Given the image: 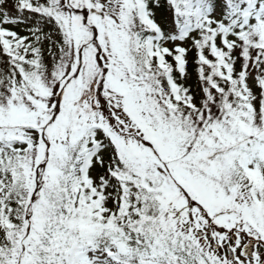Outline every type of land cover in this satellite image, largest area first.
<instances>
[{
	"label": "snow or ice",
	"instance_id": "obj_1",
	"mask_svg": "<svg viewBox=\"0 0 264 264\" xmlns=\"http://www.w3.org/2000/svg\"><path fill=\"white\" fill-rule=\"evenodd\" d=\"M0 264H264V0H0Z\"/></svg>",
	"mask_w": 264,
	"mask_h": 264
}]
</instances>
